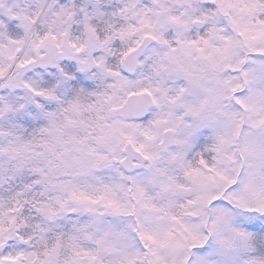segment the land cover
Listing matches in <instances>:
<instances>
[{
  "label": "snow or ice",
  "instance_id": "1",
  "mask_svg": "<svg viewBox=\"0 0 264 264\" xmlns=\"http://www.w3.org/2000/svg\"><path fill=\"white\" fill-rule=\"evenodd\" d=\"M0 264H264V0H0Z\"/></svg>",
  "mask_w": 264,
  "mask_h": 264
}]
</instances>
